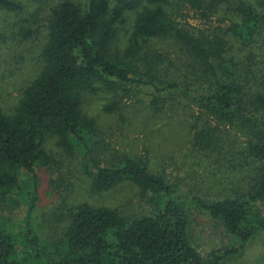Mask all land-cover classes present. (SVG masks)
Instances as JSON below:
<instances>
[{
  "label": "trees",
  "instance_id": "obj_1",
  "mask_svg": "<svg viewBox=\"0 0 264 264\" xmlns=\"http://www.w3.org/2000/svg\"><path fill=\"white\" fill-rule=\"evenodd\" d=\"M181 1L196 12L209 10L208 14L224 4ZM166 2L88 0L82 5L62 0L50 8L40 70L22 90L14 109L0 110V211L19 190L21 177L30 185L22 195L27 202L19 227L0 213V264H224L264 229V71L255 79L262 86L257 92L250 91V84L230 80L225 35L220 30L194 33L180 26L165 9ZM235 4L240 21L227 33L250 44L264 30V0ZM21 8L16 0H0V12ZM129 13H135L133 27L125 50L119 53L113 45ZM34 33L19 32L22 40ZM155 39H172L180 45L189 60L184 73L172 68L176 64L167 54L145 51ZM176 72L180 83L170 80ZM142 87L155 91L150 101L155 110L160 109L161 94L180 90L201 114L220 125L236 126L250 137L247 157L253 167L260 166L248 188L207 203L194 199L238 242V248L214 254L209 263L187 240L188 218L174 186L150 171L146 161L128 157L117 167H98L92 175V191L103 194L128 182L142 199L152 201L150 214L128 218L116 209L83 203L52 245L42 242L30 224L38 200L36 172L52 161L48 140L66 151L77 147L85 154L89 149L96 125L83 112L85 94L104 88L112 92L125 88L131 94ZM207 125L195 127L194 142L214 151L216 134Z\"/></svg>",
  "mask_w": 264,
  "mask_h": 264
},
{
  "label": "rangeland",
  "instance_id": "obj_2",
  "mask_svg": "<svg viewBox=\"0 0 264 264\" xmlns=\"http://www.w3.org/2000/svg\"><path fill=\"white\" fill-rule=\"evenodd\" d=\"M16 1L22 7L19 12H0V110L6 113L14 109L22 90L40 70L39 55L47 37L49 11L62 0ZM73 1L82 5L88 2ZM166 1L164 7L172 20L191 32L220 30L228 42L229 79L252 85L247 86L251 92L262 89L255 79L264 71V30H260L250 44L227 33L233 23L240 21L235 10L239 0H217L224 4L211 14L209 10H191L181 0ZM134 18L135 13L127 14L120 26L113 45L119 53L127 46ZM20 30L35 33L22 40ZM145 51L167 54L176 64L172 68L182 73L185 62L189 61L172 39L152 40ZM179 74L176 72L177 76L170 80L180 83ZM124 89L112 92L104 88L85 94L83 112L96 125L85 154L77 147L66 151L57 147L54 140H48L46 147L52 153V161L36 172L38 200L30 219L41 241L47 245L58 242L68 227L72 212L83 203L116 209L128 218L150 214L154 209L152 201L142 199L137 188L128 182L103 194L92 191V175L98 167H117L128 157L138 162L146 161L150 171L160 174L174 186L188 218L187 240L203 262H211L214 254L238 248V242L226 232L223 223L210 217L194 199L207 203L216 197L230 198L248 188L246 185L260 166L254 164L253 167L252 159L247 157L250 137L236 126L220 125L201 114L180 90L161 94L160 109L155 110L150 104L155 95L153 89L136 88L131 94H126L128 89ZM206 123L216 134L214 151L194 142L195 127ZM19 182V190L0 211L10 225L18 227L27 202L22 195L30 186L23 177ZM15 194L18 195L15 197ZM224 264H264V229Z\"/></svg>",
  "mask_w": 264,
  "mask_h": 264
}]
</instances>
